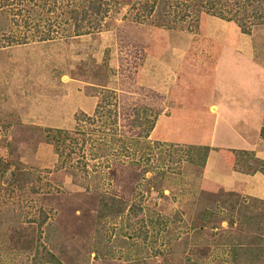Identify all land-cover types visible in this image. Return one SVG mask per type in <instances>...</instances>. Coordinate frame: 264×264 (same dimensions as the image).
Returning <instances> with one entry per match:
<instances>
[{"label": "rangeland", "instance_id": "1", "mask_svg": "<svg viewBox=\"0 0 264 264\" xmlns=\"http://www.w3.org/2000/svg\"><path fill=\"white\" fill-rule=\"evenodd\" d=\"M246 60L261 80L264 23L244 32L235 21L211 15L195 32L117 19L100 31L0 47V206L11 201L17 213L3 215L0 232L7 250L20 253L2 252L1 262L25 264L19 250L31 247L51 259L43 264H234L235 244L245 239L240 220L264 214V199L241 183L227 189L214 175L258 171L242 169L257 165L250 155L211 142L216 110L209 103L214 87L219 95L225 88L216 69L229 84L235 79L229 69ZM118 72L126 75L123 81ZM240 74L250 76L243 68ZM123 85L160 101L147 139L170 155L143 172L130 165L108 168L101 155L83 166L79 151L60 164L44 128H91L79 111L91 114L96 94ZM130 100L121 98L120 105ZM261 113L264 154V105ZM80 135L86 137L74 132ZM130 204L138 207L130 210ZM204 207L214 211L207 222L199 218ZM259 245L264 249V241ZM257 264H264V250Z\"/></svg>", "mask_w": 264, "mask_h": 264}, {"label": "trees", "instance_id": "2", "mask_svg": "<svg viewBox=\"0 0 264 264\" xmlns=\"http://www.w3.org/2000/svg\"><path fill=\"white\" fill-rule=\"evenodd\" d=\"M121 8H125L126 11L117 17L115 14ZM207 15L233 20L242 31L249 32L251 27L264 23V0H0V47L65 39L82 33L100 31L111 28L117 19L153 26L156 29L186 28L195 32ZM134 62L130 61L128 70H131ZM118 69L120 71L122 67ZM118 73V78L123 81L126 75ZM131 87L126 88L123 85L117 91L104 89L100 96L96 94L97 100L91 114L79 111L81 115L79 118H83L85 123H92L91 128L87 126L84 129L74 127L70 130L44 128L46 137L53 142L60 164L68 162L69 159L71 161L72 152L79 151L81 156L78 154V160L85 159L83 166L86 160L101 155L105 158L108 168L113 165H130L135 169H142L138 172H143L154 170L155 161H162L165 152L170 155L162 147L163 144L147 139L162 111L160 101L148 98L149 95L144 90L130 91ZM121 98L131 100L127 105L125 103L120 105ZM76 118L78 119V116ZM76 130L86 137L80 135V138H76L74 136ZM88 140L91 143L85 152L83 147ZM230 149L239 150L245 156L250 155L254 164L257 163L242 169L250 173L257 170L264 174V169H261L264 158L257 157L246 149ZM14 183L20 188L17 182ZM10 185L14 187L13 180H10ZM11 205V201H8L0 206V223L3 222L5 214L11 219L17 215ZM135 207H138L137 204H130V210H134ZM228 207L232 209L234 205ZM262 213L261 211L255 216L246 215L244 222L239 219L241 224L246 223V231L245 239L240 241L244 244H235L233 256L231 254L234 264H257L263 257L264 249L259 245V242L264 241ZM199 214H201L199 218L205 222L214 218V211H209L206 207ZM229 222V224L233 222L232 218ZM1 233L3 232H0V256L2 252L9 251L12 256L18 257L19 252L12 247L11 250H7L6 245H3L5 239L4 233L3 235ZM255 250L258 251L252 252ZM19 251L25 255V264H43L51 261L36 248L27 247ZM49 256L52 257V254L49 253ZM186 259L189 262V257ZM0 264H3L1 258Z\"/></svg>", "mask_w": 264, "mask_h": 264}, {"label": "crops", "instance_id": "3", "mask_svg": "<svg viewBox=\"0 0 264 264\" xmlns=\"http://www.w3.org/2000/svg\"><path fill=\"white\" fill-rule=\"evenodd\" d=\"M222 58L223 54L219 57L218 67ZM245 62H248L246 66H240L239 68L232 67L229 69L231 76L235 78L229 84L223 83V78L219 77V68L216 69L218 80L220 78L225 88H222L219 95L218 91H215L217 87H214L215 97H211V102L209 103V106H214L216 110L215 114H213L214 123L211 127V142L219 147L252 150L256 156L264 157L263 152L260 153L262 150L260 148L261 138L258 135L262 127L261 110L264 105V77L258 80L256 78L258 71L250 65L248 60ZM240 68L250 72V76L242 75L236 77L238 74L241 75ZM236 82L239 86H244L245 88H242L241 91L237 90L233 86ZM157 84L158 82H156ZM220 120L223 121L221 126H219ZM216 134L221 135H218L216 139ZM214 173L218 181L223 183L227 189H235L236 185L241 183L246 189V193L264 199V174L260 171L252 174L238 171H230L227 173L218 171Z\"/></svg>", "mask_w": 264, "mask_h": 264}]
</instances>
